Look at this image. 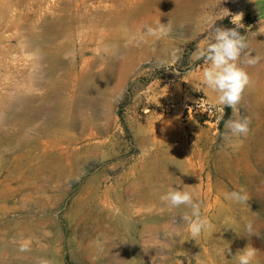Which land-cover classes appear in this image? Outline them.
Listing matches in <instances>:
<instances>
[{
    "label": "rangeland",
    "instance_id": "obj_1",
    "mask_svg": "<svg viewBox=\"0 0 264 264\" xmlns=\"http://www.w3.org/2000/svg\"><path fill=\"white\" fill-rule=\"evenodd\" d=\"M100 1L0 0V137H37L0 144V264H238L246 246L264 264V59L241 65L251 84L237 107L250 130L235 147L223 139L232 110L220 111L202 82L208 64L193 59L241 13L257 55L264 0H133L145 9L130 25L152 40L113 58L90 32L63 31L76 12L100 15ZM158 22L171 32L148 35ZM181 182L210 223L197 240L182 219L190 208L159 199ZM241 190L247 204L227 198Z\"/></svg>",
    "mask_w": 264,
    "mask_h": 264
},
{
    "label": "clouds",
    "instance_id": "obj_2",
    "mask_svg": "<svg viewBox=\"0 0 264 264\" xmlns=\"http://www.w3.org/2000/svg\"><path fill=\"white\" fill-rule=\"evenodd\" d=\"M243 14L233 15L231 23L235 25L232 28L217 27L213 33V41L206 46L200 47L193 54L194 60H204L208 66L203 70L202 82L217 94L216 103L223 107L220 111L230 108L232 115L224 121L223 139L229 146H237L243 142L250 130V120L247 117H240L238 105L243 98L245 89L251 84V78L248 72L241 65L254 66L260 62L259 54L252 55L247 52L249 45L245 35H241L239 29L244 28L241 23ZM171 24L158 22L155 27L148 26L146 32L150 36L162 37L171 32ZM73 54H66L68 59ZM175 56V52L172 54ZM177 187H169L168 190L159 196L162 203L169 208H180L185 206L190 208V214L182 216L183 221L187 223L188 231L192 240H197L201 233L210 227L208 219L201 214V205L194 198V193L189 191L187 185L175 184ZM227 198L238 204H247L248 196L241 191H232L227 194ZM236 222L233 221L234 225ZM235 231L234 227L228 226ZM245 231L254 234L253 225L248 222L245 225ZM236 232V231H235ZM30 250V241L22 240L19 245L20 252ZM229 250V249H228ZM257 257V250L246 246L235 255L238 264H254ZM36 264H50V261L39 258Z\"/></svg>",
    "mask_w": 264,
    "mask_h": 264
},
{
    "label": "bare ground",
    "instance_id": "obj_3",
    "mask_svg": "<svg viewBox=\"0 0 264 264\" xmlns=\"http://www.w3.org/2000/svg\"><path fill=\"white\" fill-rule=\"evenodd\" d=\"M74 1H77V0H74ZM83 1L85 2V0H82V2ZM132 2H133V0H101L100 4L101 3H105V8H104V10L100 9V12L101 11H103V12L100 13V15H99L98 14L99 11H98L96 16L91 11H85L84 14H81V15L79 14L78 15L76 11H79V10H77V8L76 9L73 8V10L76 12L75 15H77L78 17L77 18L74 17V18H71L70 20H67V24L63 27V29H64L63 31H65V32L69 31V33H72L73 32L72 28L77 26V27H79V29L81 28V31H83V32H85V31L90 32V40H91V42L96 46L97 49H99V51L100 50H103V52L106 51L108 53V58H113L114 54H120L121 55L123 52H125L127 50V48L125 47V44H124L125 42H127V41L134 42V40L135 41H139V40H141V38L144 37V36L141 37V30H138V28H135V27L130 25V21L133 18L139 17L137 12H136V10L139 9L140 10V14L142 15V11L145 9V7H144V5L142 7H134L136 4L134 5L135 2H133V3ZM131 7L134 8L135 10L134 9L131 10L132 9ZM157 21L158 20H156V22ZM152 22H155V21H152ZM144 24H145V21H144ZM141 25H143V23H141ZM128 29L129 30L131 29V32ZM74 34H76V33H74ZM48 40H50V39H48ZM48 40H46L47 43H49ZM143 40L147 44V43H149L152 40V38L148 36V37H144ZM258 40L259 41H258V47H257V54L262 56V55H264V39L262 37H260ZM141 44H143V43H141ZM54 57H56V56H54ZM52 60H53V57H52ZM50 63H52V61ZM90 64H91V62H90ZM74 74H77V73H74ZM77 77H81V76H77ZM7 123H8V121H7ZM75 126H76V124H75ZM23 131L19 132L16 135V137H13V136H11V135L6 133L4 136L0 137V144L8 142L10 144H14L15 147H17V148H23V147H25V145H23V144L25 143V141L27 139L32 141V142L37 140V137H35V136L31 137L26 132H23ZM65 159L68 160L67 157H65ZM56 161H57V159H56ZM55 164L58 165L57 168H59L60 172L63 173L64 171H67V169H66L67 167L65 168L63 163H61V164L55 163ZM40 167H41V169L45 168V167H43L42 164L37 166L38 169ZM37 168L33 170L32 175L36 174Z\"/></svg>",
    "mask_w": 264,
    "mask_h": 264
}]
</instances>
